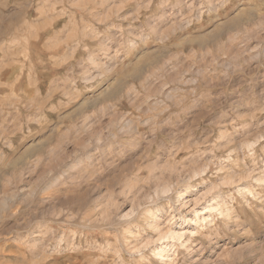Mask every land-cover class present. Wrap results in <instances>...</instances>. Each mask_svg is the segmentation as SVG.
Instances as JSON below:
<instances>
[{"label":"rangeland","instance_id":"374dc122","mask_svg":"<svg viewBox=\"0 0 264 264\" xmlns=\"http://www.w3.org/2000/svg\"><path fill=\"white\" fill-rule=\"evenodd\" d=\"M0 264H264V0H0Z\"/></svg>","mask_w":264,"mask_h":264}]
</instances>
